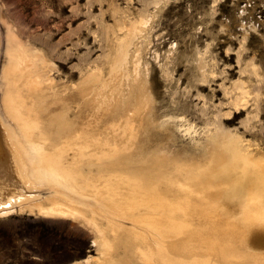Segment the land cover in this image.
I'll list each match as a JSON object with an SVG mask.
<instances>
[{
  "label": "rangeland",
  "instance_id": "obj_1",
  "mask_svg": "<svg viewBox=\"0 0 264 264\" xmlns=\"http://www.w3.org/2000/svg\"><path fill=\"white\" fill-rule=\"evenodd\" d=\"M8 29L30 48L38 61L35 68L42 77L43 90L33 98L39 109L35 136L38 132L43 134L37 136L44 140L46 152L52 155L60 152L58 156L63 158V165H68L70 170L74 166L72 170L77 171L75 175L80 184L81 180L83 185L93 181L94 188L106 183L104 179L109 174L119 173L121 163L125 162V167L131 162V167L127 165L125 169L136 172L145 166H151L150 170L157 162L164 161L166 168L162 165L161 169L164 176L167 175V184L165 180L161 181L164 184L160 180L155 182L158 179L153 175L155 184L161 185L167 201L177 202V205L189 202L193 207L189 215L186 209L176 215H183L180 219L188 215L193 220L198 213V218L194 219L195 225L197 220L199 223L197 234L200 230L205 239L212 232L207 229L217 225L215 241L220 255L230 256L235 264H249L250 249L242 236L250 223L245 208L249 204L248 189L252 182L264 187V0H0V101L3 95L1 71L7 64ZM142 90L152 102L148 99L151 106L148 107L147 131L141 130L134 140L129 131L114 130L111 124L115 122L116 105ZM8 122L13 124L11 119ZM217 135L227 136V139H218ZM220 139L227 141L223 140L226 145L221 149ZM67 140L79 145L69 147ZM83 140L88 145L85 148L80 145ZM103 143L104 148H98L103 147ZM66 145L69 148L65 149ZM120 145L125 147L121 155ZM116 155L120 156L114 159ZM166 157L172 165L165 162ZM103 159L110 162L107 164ZM242 166L247 168L246 177L240 176ZM172 168L179 172L176 174ZM169 179L173 188L167 187L171 186ZM175 179H180L179 184ZM126 181L122 186L127 190L120 188L122 198L115 199L130 201L125 191L129 195L133 187L129 189ZM111 182L112 192L116 193L118 182ZM27 187L30 193L37 195L20 203L13 202L10 208L0 205V264H145L138 254V246L143 243L134 239L138 231L142 234L146 231L144 226L133 222L143 209L135 211L136 216L130 219L132 214L127 209L119 213L104 206L110 201H104V196L96 198L94 192L77 194L80 200L76 202L64 195L54 197V190L47 183H31ZM164 192L175 195L171 199L172 196L168 198ZM184 192H191L192 196L196 193L194 198L199 197L190 199ZM72 196L76 197L73 192ZM107 196L105 198L109 199ZM57 200L65 206H77L78 210L49 211L52 202ZM116 224L119 227L114 230ZM127 235V238L122 237ZM150 235L148 243L152 244L150 240L154 235ZM103 236L116 241L114 251L110 250L112 254L104 248ZM256 252L263 261L260 264H264V246ZM205 259L202 257L199 263H219Z\"/></svg>",
  "mask_w": 264,
  "mask_h": 264
},
{
  "label": "bare ground",
  "instance_id": "obj_2",
  "mask_svg": "<svg viewBox=\"0 0 264 264\" xmlns=\"http://www.w3.org/2000/svg\"><path fill=\"white\" fill-rule=\"evenodd\" d=\"M6 40H7L6 41L7 43H6L5 53L7 55V64L4 65V67L2 68V71H1V73H2V75H1L2 86L1 87L3 89V95H2V98H1V101H0L1 102V107H0V205L2 207L10 208L13 205V202L20 203V202L24 201L25 199H29L30 197H32L34 195H37V194L30 193V191L28 190L27 185L31 184V183H33V184H35V183H38V184L47 183L54 190V197L57 196L56 198H59V195H64L68 200L76 201V202H78L80 200V198L77 196V194L78 195L85 194L87 191H90V192H92V194H93V192L95 193V195L97 194L96 198L98 196H101V199H102L103 196H104V198H103L104 201H105V199H106V201L107 200L110 201V203H105L104 206H106V207L107 206L108 207H112V208H114V209H116L118 211L121 210V212L123 210L127 209L129 211V213L132 214V215H129L130 219H131V216H133L134 214L136 216V214H137L136 212L138 210L143 209V213L140 212L138 214L139 216L137 215L138 216L137 219H135L133 217L132 218L136 220V221L133 220V222H137V223L141 224L142 226H144L145 231H146V233L142 234L143 232L140 233L137 230L138 233L135 234V238L136 239H134L137 242L140 241L141 243H143V245H145V247H143V245L138 246V254L142 257V260L145 262V264H160V263L161 264H165V263L166 264H170L169 261L175 262L177 264H182V263L183 264H200L199 263V261H200L199 259H202V257H205L206 259H208V260H206V259L205 260L207 262H211V263L219 262L220 264H222V263L223 264H229V263L230 264L231 263L235 264V262L230 258V256L229 257H227V256H223L222 257L220 255V251H218V244H217V241H215V239L217 240V237H216V233L217 232L214 230V229H217V225L214 226V227L210 226V228L207 227L208 228L207 231L210 230L212 232L209 233V235L207 234V237H206L207 239H205L204 236H201V231L199 230L201 227L200 228L197 227L198 230H199L198 234H197L196 226H197L198 220L196 222V225H195L194 221L196 220V217L198 216V213L195 212V215L197 213V216L194 218L195 220L194 219L192 220L191 216H190L191 217V219H190V217L188 216L189 215V211H190L189 209L191 208V211H192V208H193V207L190 206L191 204L188 202V203H183V205H182L179 202L180 204L177 205V202H175L176 203L175 204L172 201H169V200L167 201V198L163 196V194H162L163 191L161 192V190H160V186L161 185L157 186L155 184V182H159V180H160V182L165 180L164 182H165V184H167L166 180H168V179L165 178L167 175L164 176L163 170H162L163 166H165L164 165L165 163L162 164L164 161L162 163H161V161L156 163V161L154 160L153 162H155L156 164H155L154 167L152 166V168L150 170H148V168L151 167L150 165H149L150 167H148V168H147V166L140 168L141 165H139L137 163L140 166L139 167L140 170L136 171V172L134 170H132V169H131L132 170L131 172H128L127 168L125 169V167L127 165H129L131 162H129L125 167H124V163L125 162L123 163V165L121 163V167L118 165L120 167V168H118V169H120L119 173L115 172L116 168H115V171L113 169V171L115 173H113V174L111 173L112 175L109 174V176L107 175L108 177H106L105 175L103 176V177H106L104 179L106 183H104V182L102 183L101 182L102 184H100V182H99L100 180L99 181L97 180L96 183H99L100 185L98 187L97 184H96L95 186H97V187L94 188V184L95 183L93 184V181H91L90 183H88V181H87V184L86 185L84 184L85 185L84 186L82 184V180H81V184H80L77 176L75 175V173L77 171L73 172V170H72L74 166L72 167V169H71L72 171H71L70 169L67 168L68 165L67 166L63 165V160H62L63 158L61 157V155L58 156L60 154V152L58 153V155H54V154L52 155V154H49L48 152H46V150L43 147L44 146L43 144H45V143H43L44 140L42 141L37 136V135H41L42 136L43 134H39L41 132H38V134L36 133L37 137L35 136V132L38 131L37 128H38V119H39V117L37 116V113L39 112V109L37 107L36 101L33 100V98L37 97L39 92H41L43 90V87H42V84H41L43 82L42 81V77H41L40 73L37 72V68H35L36 67L35 66L36 62L35 61H37V60H35V54H32L30 48L26 47L18 38H16V36H14L10 32L9 29H8V33L6 35ZM143 84H145V83H143ZM141 87L143 88V86H141ZM133 88H134V86H133ZM237 88H239V87H237ZM240 89L241 88H239V90ZM239 94H242V93H239ZM240 96L242 98V96H244V95H240ZM117 97H119V96H117ZM39 98H41V97H39ZM43 98H44V96H43ZM125 98H127V97H125ZM234 98H232V99H234ZM148 99H149L148 93H146L145 90H142L135 97H131V98L128 97L125 101H123V104L117 102L118 105H116V107L114 108V112H115L114 115H116V117L114 118L115 122H113L111 124V125H113L114 130H119L120 129V130H123L124 132L129 131L131 133V135H134V136H132L133 139L138 136V133L141 130H143V131L146 130L147 131L148 121L146 122V120H148L147 117L149 115L148 113L150 112V111L148 112V107L151 106V104L148 105L149 104L148 103ZM150 100H151V98L149 99V101ZM42 101L44 102L43 99H42ZM238 101H240V100H238ZM37 102H39V101H37ZM150 102H152V100ZM233 102H235V101H233ZM236 103H237V101H236ZM42 109L45 110V108H42ZM111 110H113V107L111 108ZM40 115H41V111H40ZM8 119H11L13 121V124H9ZM150 123H149V125L153 126V124L152 123L150 124ZM56 126H55V128H57ZM69 126L70 125H68V127ZM42 127H44V126H42ZM58 127H60V126H58ZM108 127H109V125H108ZM149 127H151V126H149ZM110 128H112V126ZM66 130H67V128H66ZM40 131H42V129ZM43 131H44V129H43ZM218 133H220V131ZM222 134H219V135H222ZM222 136H225V135L223 134ZM222 136H218V139H219V137L227 139L226 138L227 136L226 137H222ZM67 137H69V136H66V138ZM77 137H79V136H77ZM77 137H76L75 140L78 139ZM47 138L48 137H46V139ZM66 138H64V139L66 140ZM215 138H217V137H215ZM49 139H51V138H49ZM64 139L62 141H64ZM71 139H73V138L71 137ZM138 139H139V137H138ZM80 140H78V141H80ZM108 140L109 139H106V141H108ZM127 140H129V139L127 138ZM220 140H222V143H223L224 139H220ZM48 141L51 142L50 140H48ZM53 141H54V139H53ZM83 141H84V143L80 144V145L81 146L83 145V148H85L87 144H85V140H83ZM83 141H81V142H83ZM106 141H102V142L107 144ZM115 141L117 142V140H115ZM224 141H226V140H224ZM49 142L47 144L50 145ZM64 142H66V141H64ZM67 142H69L70 145L68 143H66V144H68L69 147H70L71 144H72L71 141L67 140ZM75 142L73 144H76V145L78 144L79 145L78 142H76V143ZM100 142L101 141H99V144H100ZM108 142H110V140ZM52 143L55 144L56 142L55 143L52 142ZM86 143H88V141ZM90 143H91V141H90ZM104 143H103V147H99L98 146V148H102L103 149L104 148ZM113 143H114V140H113ZM113 143H112V145L115 146L116 143L115 144H113ZM63 144H65V143H63ZM94 144L95 143L93 142V145ZM118 144H116V145L119 146ZM124 144H126V143H124ZM224 144L226 145V143H223L219 148L221 149V147L224 146ZM49 145L47 146L48 148H49ZM68 145L65 146V149H66V147H68ZM76 145H74V146H76ZM108 145H110V144H108ZM126 145H127V148H128L129 144H126ZM94 146H96V145H94ZM50 147H52V146L50 145ZM59 147L62 149V145L59 146ZM94 148H93V150H95L94 153L96 154L97 146H96V149H94ZM88 149H90V148H88ZM102 149H100V150L102 151ZM107 149L108 148H106V150ZM115 149L117 150L118 148L115 147ZM54 150H56V149H54ZM78 150H79V148H78ZM106 150H105V152L107 154V151L108 150L110 151V149H108L107 151ZM124 150H125V147L120 145V150H119L120 155L123 154L122 152ZM216 150H218L217 147H216ZM52 151L51 152L49 151V152L52 153ZM89 151L90 150H88V152ZM112 151H113V149H112ZM219 151H221V150H219ZM64 152H65V150H64ZM88 152L86 151V153H88ZM114 152H116V151H114ZM86 153H84V154H86ZM97 154H99V153H97ZM119 156H117V155L114 156V159L116 157H119ZM126 156L127 157L130 156V154L123 156V158L126 157ZM100 157H101V159L103 158L102 155H100ZM121 159H122V157L119 159V163H120ZM162 159H159V160H162ZM212 159L214 160V157ZM166 160H167V157L165 159V162L169 163ZM103 161H104V159H103ZM112 161H113V159H112ZM145 161L146 160H144V162ZM148 161L152 162L151 160H148ZM64 162H66V161L64 160ZM69 162L70 161H68V163ZM70 163H72V162H70ZM105 163H107V162H105ZM151 164H153V163H151ZM71 165H73V163ZM113 165L114 164H112V166ZM146 165H148V164H146ZM170 165H172V164H170ZM103 166L104 165L102 164V167ZM129 166H128V168L131 167V166L130 167ZM142 166H143V163H142ZM161 166H162V169H161ZM102 167H100V168H102ZM122 167H124V168H122ZM134 167H135V165L132 168H134ZM171 167H169V168H171ZM186 167L187 166H185V170H186ZM105 168L108 169L107 166ZM165 168H166V166H165ZM175 168H176V165H175ZM106 169L104 170V173H105ZM180 169L182 171V168H180ZM183 169H184V167H183ZM246 169H247L246 167L242 168V170L240 172V174H241L240 176L241 177L248 176V172H247ZM173 170L175 171L176 174H177V172H179V171L176 172V169H173ZM173 170H171L172 174L174 172ZM177 170H179V169H177ZM185 170H183V172ZM188 170L189 169L187 168V172H188ZM78 171H80V169ZM165 171H166V169L164 170V172ZM201 171H202V169H201ZM230 172H231V170H230ZM100 173H102V172H100ZM84 174H85V172H84ZM181 174H182V172H181ZM184 174H185V172H184ZM153 175L155 177H157L156 178V179H158L157 181H155L153 179ZM101 176H102V174H101ZM101 176H100V179H101ZM169 177L171 178V175ZM175 177H177V176H175ZM181 177H183V176L181 175ZM125 180H127L126 183L128 182L129 189L133 187V191L130 192V194L128 195V192L124 190L127 193V196H129V200H130V201L126 200L124 202L123 200L115 199V198H119V197L122 198L121 197V195H122L121 192L122 191L120 190V188L121 189L124 188V186H122V185H123V183H125ZM177 180L178 179H175V182ZM231 180H232V178H231ZM101 181H102V179H101ZM111 181L118 182V186L119 187H117V186H116L117 188L115 187V189L117 190L116 193L112 192L113 191L112 189H114V188H111L112 187V184L110 185V183H112ZM178 181H177V183L179 184ZM168 182H170V179H169ZM172 182H173V180H172ZM187 182L188 181H186V183ZM191 182H192V180H191ZM162 184H164V183H162ZM196 184H197V182H196ZM168 185H169V183H168ZM182 185L180 184V186H182ZM167 187H172L173 188L172 183H171V186L169 185ZM178 187H179V185H178ZM178 187H176V188H178ZM188 187L190 188V186H188ZM188 187L185 188V189L187 190ZM179 188H181V187H179ZM124 189H126V188H124ZM167 189H166V191H167ZM65 190L68 191L69 194L67 192H65ZM170 190H171V188H170ZM177 190L180 191L179 189H177ZM248 191H249L248 192L249 204H246L245 208L249 212L248 221L250 223L248 224V227H247L248 229H245V232L242 234V236H243V240H246V242H247L248 249H250V252L248 253L249 254V258H250L249 264H260L263 261L260 258H258V256L255 255V253H257L256 251L262 249L263 246H264V196H263L264 195V187L260 186L256 182H252V183H250ZM72 192L76 195V197L72 196ZM180 192H181L180 194H183L182 193L183 191H180ZM193 192H194V190H193ZM215 192H216V189H215ZM164 193L166 194V192H164ZM167 193H169V192H167ZM171 193H170V195L169 194H166V195L167 196L168 195L172 196L171 197V199H172L175 194L171 195ZM184 193H185L184 195L186 196L187 192H184ZM190 193H187V194H189L190 195L189 196L190 199H192L191 198L192 195ZM87 194H88V192H87ZM195 194H193V196H192L194 200H195V198L199 197V196H197V197L194 198V196H196ZM105 195L106 196L109 195V199L110 200L105 198ZM123 195H124V193H123ZM64 196L61 198V200L64 198ZM169 196H168V198H169ZM124 197H126V195ZM178 197L179 196H177V198ZM189 197H187V199H189ZM177 198L175 197L176 200H177ZM181 198H183V197H181ZM51 199H53V197H51ZM190 199H189V201H190ZM198 199H201V198H198ZM202 199H203V196H202ZM99 200H100V197H99ZM194 200L192 201L193 203H194ZM46 202H47V200H46ZM59 202H60L59 200L52 202L50 208H48L49 211H51V212L52 211H54V212H56V211L57 212H65V210L67 208L69 210H71V211L72 210L75 211V209L77 207V206L76 207H72V206H69V205L65 206V204H63L61 202L59 203ZM65 202H66V200H65ZM197 203H198V201H197ZM199 204H200V202L198 203V205ZM44 206H47V205H44ZM214 206H216V205H214ZM203 207H204V205H203ZM41 208L44 209L43 206H41ZM148 208H150L149 212H148ZM214 208H216V207H214ZM182 209H184V210L186 209V211H188V215H186V213H182V214L186 215V217L188 216L189 219L186 218L185 216H184V219H180L179 217L180 216L182 217L183 215H181V214H180V216L176 215L177 214L176 212H178V211L180 212ZM76 210H78V209H76ZM217 210H215V211H217ZM195 211H198V210L196 209ZM201 211H202V209H201ZM208 211H210V210H208ZM48 213H50V212H48ZM119 213H120V211H119ZM192 213H194V211ZM213 213H215V212H213ZM206 214H205V216H206ZM192 216H194V215H192ZM208 217H209V215H208ZM212 218H214V217H212ZM212 218H210V219H212ZM206 219H207V217H206ZM218 219H220V217ZM232 219H229V220H232ZM244 219H245V217H244ZM238 220H240V219H238ZM241 220H242V218H241ZM254 220H255V222H254ZM92 221H94V220H92ZM95 221H96V219H95ZM201 221L204 223L205 220L203 221L201 219ZM201 221H200V223H201ZM203 223H202V225H203ZM208 223H210V221ZM244 223H246V222H244ZM139 224L137 226H140ZM109 225L111 226V224H109ZM206 225H208V224H206ZM206 225H204V226L206 227ZM209 225H211V223ZM98 226H100V225H98ZM116 226H117V224H116ZM200 226H201V224H200ZM240 226L241 225H239V227ZM118 227L119 226H117V228L115 229V226H114L113 228H114V230H117ZM102 228H104V227H102ZM102 228L100 226V229H102ZM120 228H119V231L123 232V229L120 230ZM124 229H126L125 226H124ZM222 229H224V228H222ZM103 230H101V232ZM111 230L112 229H110V231ZM142 230H144V229H142ZM203 230H205V229H203ZM110 231H109V233H110ZM213 231H215V234L213 233ZM113 232L117 233L115 231H113ZM125 232H126V230H125ZM132 232H133V230H132ZM109 233H105V234L107 235ZM151 233L154 235V238L153 239L151 238V240H150V242L152 244L148 243V239L151 236L150 235ZM206 233H208V232H206ZM203 234L204 233H202V235ZM119 235H120V232H119ZM239 236H241V235H239ZM113 237H116V236L113 234ZM122 237L123 238H127L128 235L125 236V237L124 236H122ZM115 242L113 240H110L109 238H105L104 236L102 237L103 246L109 252H110V250H112L115 247ZM122 242L123 241L121 240V244H122ZM117 244H119V243H117ZM219 244H220V242H219ZM134 248H136V247H134ZM112 251H114V250H112ZM109 252L106 253V254H108V257H109ZM111 252H110V254H112ZM223 255H224V253H223ZM174 257H175V259H173ZM234 257H236V256H234ZM99 260H100V258H99ZM161 260H163L164 262L162 263ZM180 262H182V263H180ZM219 263H217V264H219Z\"/></svg>",
  "mask_w": 264,
  "mask_h": 264
}]
</instances>
